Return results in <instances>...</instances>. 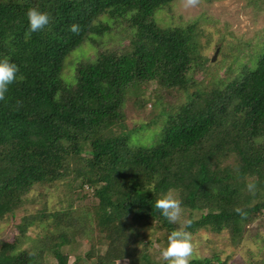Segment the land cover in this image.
Instances as JSON below:
<instances>
[{"label": "trees", "instance_id": "1", "mask_svg": "<svg viewBox=\"0 0 264 264\" xmlns=\"http://www.w3.org/2000/svg\"><path fill=\"white\" fill-rule=\"evenodd\" d=\"M171 1L0 0V58L18 67V79L0 100V218L33 185L66 176L84 142L89 154L75 166L74 178L81 190L90 187L96 201L74 224L90 229L94 220L97 230L108 233L107 250L96 264H114L117 258L165 264L137 253L126 218L164 229L166 240L179 226L162 217L154 202L169 188L182 207L202 211L187 229L208 222L217 232L229 229L234 240L264 210V47L240 77L205 95L192 92L167 117L161 140L152 146L130 145L124 130H113L130 87L153 80L182 89L188 72L204 60L195 25L165 28L152 21L153 10ZM30 7L50 17L45 28L32 33L25 18ZM105 16L125 21L130 37L120 47L75 61L73 81L64 80L70 53L110 29ZM72 24L78 26L75 33ZM250 179L257 184L254 195L245 188ZM13 245L1 243L0 264L42 262V251H15ZM51 251L57 264H76L68 263L58 243ZM190 263L213 264L207 257Z\"/></svg>", "mask_w": 264, "mask_h": 264}, {"label": "rangeland", "instance_id": "2", "mask_svg": "<svg viewBox=\"0 0 264 264\" xmlns=\"http://www.w3.org/2000/svg\"><path fill=\"white\" fill-rule=\"evenodd\" d=\"M151 18L165 28L195 25V38L204 60L188 72V86L182 89L165 88L151 80L127 90L120 107L122 118L113 130H124L129 144L134 146H152L160 141L167 117L188 102L192 92L205 95L212 86L222 87L226 80L240 77L244 69L254 66L264 47V0H173L155 8ZM103 21L110 24V29L84 40L70 53L61 74L64 80L73 81L71 66L75 61L94 58L100 50L120 47L130 37L132 28L122 19L113 22L105 16ZM87 149L84 142L82 152L76 154L79 160L70 161L71 170L66 176L33 185L21 203L0 218V245L10 241L15 251H42L40 264H57L51 251L53 243L59 244L68 263L96 264L104 256L108 233L97 230L94 220L90 229L86 224H82L84 230L74 224L79 221L77 216L96 201L90 187L84 185L81 190L74 178V168L82 166V157L89 154ZM182 210L179 227L184 219L201 218L199 209ZM126 223L137 253L162 263L159 250L166 241L165 230L132 215ZM186 230L193 244L190 260L207 257L213 264H264V210L246 222L239 240L232 239L229 229L217 232L208 222ZM114 264L130 263L128 258H117Z\"/></svg>", "mask_w": 264, "mask_h": 264}, {"label": "clouds", "instance_id": "3", "mask_svg": "<svg viewBox=\"0 0 264 264\" xmlns=\"http://www.w3.org/2000/svg\"><path fill=\"white\" fill-rule=\"evenodd\" d=\"M27 30L29 33L37 32L49 24V14L41 11L37 7H30L25 11ZM71 32H77L78 26H69ZM18 67L7 58H0V100L5 98L9 86L18 79ZM245 188L250 194H255L257 184L255 180H249ZM154 207L169 223H178L182 217V205L177 196L176 190L169 188L163 192L159 199L154 202ZM190 219L182 221L183 226L171 230L160 248L159 255L165 264H190L193 254V244L191 234L186 230L191 224Z\"/></svg>", "mask_w": 264, "mask_h": 264}, {"label": "water", "instance_id": "4", "mask_svg": "<svg viewBox=\"0 0 264 264\" xmlns=\"http://www.w3.org/2000/svg\"><path fill=\"white\" fill-rule=\"evenodd\" d=\"M212 59H214V56L212 57Z\"/></svg>", "mask_w": 264, "mask_h": 264}]
</instances>
